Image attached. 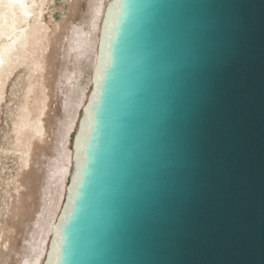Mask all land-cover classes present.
I'll return each mask as SVG.
<instances>
[{"label":"water","instance_id":"1","mask_svg":"<svg viewBox=\"0 0 264 264\" xmlns=\"http://www.w3.org/2000/svg\"><path fill=\"white\" fill-rule=\"evenodd\" d=\"M43 264H264V0H111Z\"/></svg>","mask_w":264,"mask_h":264},{"label":"bare ground","instance_id":"2","mask_svg":"<svg viewBox=\"0 0 264 264\" xmlns=\"http://www.w3.org/2000/svg\"><path fill=\"white\" fill-rule=\"evenodd\" d=\"M110 1L97 0L88 29L73 27L70 22L63 28L56 25L52 31L44 18L49 0H0V103L19 66L25 67L27 78L33 80L28 89L33 91L37 85L34 91L38 94L31 97L38 102V109H28L26 102L22 108L19 104V119L13 123L28 170L18 180L19 192L9 213L16 230L1 241L0 264H43L72 173L71 133L91 90L100 26ZM54 102L58 108L52 110Z\"/></svg>","mask_w":264,"mask_h":264},{"label":"rangeland","instance_id":"3","mask_svg":"<svg viewBox=\"0 0 264 264\" xmlns=\"http://www.w3.org/2000/svg\"><path fill=\"white\" fill-rule=\"evenodd\" d=\"M98 3L99 2H97V0H78L76 3L74 0H49L44 10L45 22L52 31L55 29L56 25H59L60 28H63L64 25H67L70 22L73 27H81L82 29L86 30L90 26L92 11L95 7H97ZM75 4L76 6H74ZM45 73L46 70H44L43 75H45ZM27 74H29L28 70L23 66H19L13 71L4 90V99L0 103V244L2 239L5 238L6 234L10 235L12 233V235H14L15 233L16 227L13 221H10L11 218L9 217H11V214L9 215V213L12 208L13 198H16L19 192L17 187L19 185L18 180L20 175H22L24 172L26 173L28 170V166L26 167L25 163L22 162V155L20 153L24 151V148L21 147L23 146V143H19L15 139L16 135L14 134L15 132L13 130V123L15 124L19 119L18 117L20 112L18 111L21 110L25 102L27 105L26 103L24 105H26L28 109L36 110L38 107V102L33 100L34 97L37 98L38 96L37 92L34 91L37 89V85L35 86L36 89L33 91L29 90L30 88L28 89V87H30L31 81L33 80L30 78L28 79ZM50 76L48 75V78ZM85 79L86 77H84L81 81L82 85L85 84ZM28 102L32 103L29 104ZM54 108H58V104L56 102L52 104V110H55ZM17 114L18 116H16ZM50 116H53V112L50 114ZM16 117L17 119L14 120ZM74 131L76 132V129H74L71 133V139H73L75 134ZM13 147L15 150H13ZM18 153H20V156ZM18 156L19 158H17ZM23 163L26 168H24ZM11 223L14 225H11ZM19 237L20 235L16 236V247L19 246Z\"/></svg>","mask_w":264,"mask_h":264}]
</instances>
